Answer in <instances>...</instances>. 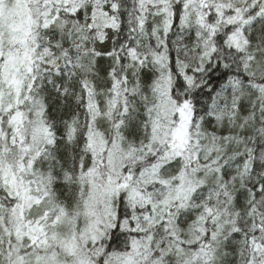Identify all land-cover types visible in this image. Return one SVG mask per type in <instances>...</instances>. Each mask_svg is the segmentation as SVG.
<instances>
[{"label":"snow or ice","instance_id":"obj_1","mask_svg":"<svg viewBox=\"0 0 264 264\" xmlns=\"http://www.w3.org/2000/svg\"><path fill=\"white\" fill-rule=\"evenodd\" d=\"M0 264H264V0H0Z\"/></svg>","mask_w":264,"mask_h":264}]
</instances>
